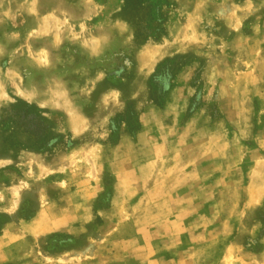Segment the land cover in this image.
Returning <instances> with one entry per match:
<instances>
[{"label":"rangeland","instance_id":"obj_1","mask_svg":"<svg viewBox=\"0 0 264 264\" xmlns=\"http://www.w3.org/2000/svg\"><path fill=\"white\" fill-rule=\"evenodd\" d=\"M0 264H264V0H0Z\"/></svg>","mask_w":264,"mask_h":264}]
</instances>
